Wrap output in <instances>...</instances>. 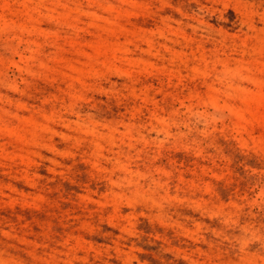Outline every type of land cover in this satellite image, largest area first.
I'll use <instances>...</instances> for the list:
<instances>
[{
    "label": "rangeland",
    "instance_id": "obj_1",
    "mask_svg": "<svg viewBox=\"0 0 264 264\" xmlns=\"http://www.w3.org/2000/svg\"><path fill=\"white\" fill-rule=\"evenodd\" d=\"M0 264H264V0H0Z\"/></svg>",
    "mask_w": 264,
    "mask_h": 264
}]
</instances>
